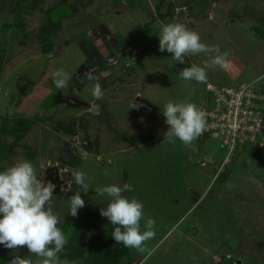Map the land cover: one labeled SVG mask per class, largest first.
Instances as JSON below:
<instances>
[{"label":"rangeland","instance_id":"374dc122","mask_svg":"<svg viewBox=\"0 0 264 264\" xmlns=\"http://www.w3.org/2000/svg\"><path fill=\"white\" fill-rule=\"evenodd\" d=\"M167 23H182L202 43L230 52L227 69L207 67L206 83L183 79L180 71L211 65L215 53L189 54L181 64L160 52V25ZM96 26L105 37L99 51L113 49L97 63L87 54L77 77L75 62L62 63L73 78L71 100L56 89L35 110H23L26 93L17 88L35 66L15 76L18 62H11L28 51L58 53ZM123 28L125 40L114 43L110 34ZM86 72L95 78L84 79ZM262 76L264 0H0V171L27 160L38 178L56 185L53 212L67 238L58 256L67 264H264V146L231 153L221 133L205 132L190 145L163 142L162 114L169 101L205 110L208 83L237 87ZM97 82L100 100L92 96ZM255 84L264 92V79ZM74 169L85 173L86 194ZM125 183L133 187L122 195L144 205L141 231L147 218L156 222L155 238L146 242L155 248L151 256L117 244L114 226L100 215L110 198L94 190ZM76 192L85 207L73 217L69 197ZM16 255L39 259L26 246L0 244V264Z\"/></svg>","mask_w":264,"mask_h":264},{"label":"clouds","instance_id":"9594fccd","mask_svg":"<svg viewBox=\"0 0 264 264\" xmlns=\"http://www.w3.org/2000/svg\"><path fill=\"white\" fill-rule=\"evenodd\" d=\"M165 50L181 64L189 54L215 53L211 65L200 67L192 64L180 71V76L185 80L206 83L207 67L227 69L229 65L230 52L221 53L218 45L202 43L200 35L182 23L160 25L159 51ZM52 77L57 90L67 88L71 79L63 68L55 70ZM94 78L91 72L84 74V79L91 81ZM260 79H264V76L257 78L254 83H258ZM103 95L102 85L97 82L92 89V96L100 100ZM162 114L168 125L167 131L163 133V142L175 144L178 139L184 145H190L206 130V113L194 103L169 101ZM72 176L86 194L89 189L85 183V173L74 169ZM132 187L129 183L122 187L115 184L97 187L94 191L98 196L107 195L110 198L107 207L100 208V215L114 226L111 236L117 244L151 256L155 248H148L146 242L155 238L156 222L147 218L143 225L145 230L141 231V220L145 218L143 203L135 197L129 199L122 195L126 191H132ZM55 188L56 185L51 181L45 182L38 178L33 164L27 160H20L0 171V244L12 250L26 246L29 253L39 258L33 261L16 255L10 264H67L58 256L63 251L67 238L57 227L59 217L53 212L52 196ZM80 193L76 192L69 197V215L73 217L78 215L79 209L85 207V200Z\"/></svg>","mask_w":264,"mask_h":264},{"label":"built area","instance_id":"2783aa9c","mask_svg":"<svg viewBox=\"0 0 264 264\" xmlns=\"http://www.w3.org/2000/svg\"><path fill=\"white\" fill-rule=\"evenodd\" d=\"M210 98L205 133L221 136L231 153L246 145L264 146V92L254 82L237 87L207 84ZM221 133V134H220Z\"/></svg>","mask_w":264,"mask_h":264},{"label":"crops","instance_id":"0c3cea01","mask_svg":"<svg viewBox=\"0 0 264 264\" xmlns=\"http://www.w3.org/2000/svg\"><path fill=\"white\" fill-rule=\"evenodd\" d=\"M114 23L116 24L115 26L120 25L118 24V22H114ZM120 28L122 27L119 26L118 30H120ZM87 31H89L87 33V38H85V36H80L79 38L76 39V41H74V43L72 42L69 43L68 45L64 47L63 50L59 51L58 53H55V52L38 53L36 51H34L33 53H30L28 51V53L26 52L21 53L19 56H17L15 60L11 62V65L13 63L18 62L17 63L18 66L15 67V71H16L15 76H19L21 72H24L30 66L34 65L36 68V69L34 68L35 71L30 77H28V75H25L24 73L22 74L24 79L21 82L20 87L17 88V91L24 90L26 93L22 96L23 102L20 105L23 108V110H28V108L30 107H32V111L35 110L36 109L35 105L37 102H39V100H41L43 97L47 96L48 94L56 91V88L53 84L52 73L55 70L62 68V65H65L62 63L65 62L67 65H69V61H72L73 63L75 62L74 63L75 67L73 71L71 72V74L74 75L75 73L79 71L81 67L82 69L85 67V62L87 60V56H86L87 54L92 55L93 53L94 57L92 61L99 62L102 59H104L105 56H107V53H110V50L113 49V46L107 50L103 49L104 53L100 52L98 49L101 47L103 48L102 44L105 41V37L98 33L99 30L97 26L96 28L88 29ZM121 31L122 32L118 31L117 33L114 31L113 34H110L114 43L117 41L120 42L123 39L125 40L124 35L127 34L125 33V31L127 32V29L123 28ZM108 38H109V35H108ZM73 47H76L77 49L75 50L73 49ZM94 48L95 50H93ZM76 51L80 52V56H81L80 58L75 53ZM65 55L67 56L65 57ZM72 55H74V58L72 57ZM72 59H74V61ZM41 64H43L46 68L41 66ZM25 77H28V78H25ZM69 84H70V80L68 81V87L61 90V93L65 94L69 91Z\"/></svg>","mask_w":264,"mask_h":264},{"label":"flooded vegetation","instance_id":"af4514ba","mask_svg":"<svg viewBox=\"0 0 264 264\" xmlns=\"http://www.w3.org/2000/svg\"><path fill=\"white\" fill-rule=\"evenodd\" d=\"M91 56V55H90ZM93 59V58H92ZM90 62V58L89 57H87V60H86V62H85V67L82 69V67L79 69V71L76 73V74H74V77L76 76H78L80 73H82V71L83 70H85V68H86V66L88 65V63ZM92 62V61H91ZM98 62V61H97ZM96 62V63H97ZM71 79H72V77H71ZM70 79V80H71ZM71 82V81H70ZM69 85H71V83L69 84ZM72 90H74V88H70L69 87V91L67 92V93H65V94H63L64 96H65V98L64 99H70L71 100V97H70V95H68L69 93H71L72 92ZM79 93V92H78ZM6 115V114H5Z\"/></svg>","mask_w":264,"mask_h":264},{"label":"trees","instance_id":"16d2710c","mask_svg":"<svg viewBox=\"0 0 264 264\" xmlns=\"http://www.w3.org/2000/svg\"><path fill=\"white\" fill-rule=\"evenodd\" d=\"M134 33H135V32H132V33L130 32L129 35H128V37H129L131 40H132V38H133V36H134ZM86 50H87V49H86ZM93 50H95V48H94ZM72 79H73V78H72ZM72 79H71V80H72ZM71 80H70V81H71ZM59 96H60L62 99L65 98V96H64L63 94H60ZM19 138H20V136H18L17 139H19ZM237 151H238V150H237ZM226 174H227L226 171L223 172L222 174H220V179L225 178Z\"/></svg>","mask_w":264,"mask_h":264}]
</instances>
